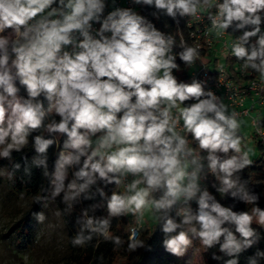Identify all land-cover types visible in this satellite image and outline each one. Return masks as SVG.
Segmentation results:
<instances>
[{"label": "clouds", "instance_id": "obj_1", "mask_svg": "<svg viewBox=\"0 0 264 264\" xmlns=\"http://www.w3.org/2000/svg\"><path fill=\"white\" fill-rule=\"evenodd\" d=\"M132 3L177 24L207 11V34L233 35L229 54L264 82V0ZM107 8L108 0H0V159L12 164L8 178L22 167L13 153L23 152L32 137L36 155L30 162L24 157V173L42 169L50 198L62 197L67 210L94 201L76 216L73 246L102 238L119 248L125 241L110 235L113 220L131 216L139 223L147 212L166 252L183 257L195 239L227 258L213 253L214 260L239 264L260 242L254 223L264 228L260 195L241 178L253 163L241 132L245 121L205 82L174 75L177 58L189 68L196 63L198 47L177 45L132 7L105 14ZM57 137H66L62 145ZM54 145L59 150L49 171ZM208 175L222 198L253 207L224 206L204 186ZM109 185L123 191L109 195ZM105 208L106 215H96ZM34 215L45 220L42 212ZM126 243L130 251L145 247L135 230ZM260 257L264 251L248 264Z\"/></svg>", "mask_w": 264, "mask_h": 264}, {"label": "trees", "instance_id": "obj_2", "mask_svg": "<svg viewBox=\"0 0 264 264\" xmlns=\"http://www.w3.org/2000/svg\"><path fill=\"white\" fill-rule=\"evenodd\" d=\"M138 11L140 15L145 16L151 21L154 26L165 34L172 35L177 45L184 39L189 45L191 41L189 39L190 28L187 25V18L181 19L179 24L173 21L166 15L158 14L153 16L152 13L155 11L153 7L138 5ZM213 13L215 9L211 10ZM208 17V12H203ZM191 18H188V20ZM230 31V30H229ZM240 33H235L239 35ZM180 49L175 48L174 51L178 52ZM201 55L206 60V64L211 70L219 66V59L214 55L213 51L203 50ZM179 70L174 71V75L177 76L178 80L183 82H190L191 67H187L182 61L177 58ZM240 61H237L234 57H226L224 59V65L226 66L231 79L237 85H243L251 80H260L259 75L254 73L251 69L247 70V74L242 76L239 69L242 67ZM214 75V72H212ZM19 87V85H17ZM20 95L26 96V92L21 87ZM189 101L186 103H192ZM58 120L59 118L56 117ZM39 133H33V136ZM40 134H43L41 132ZM45 138H55V134L45 133ZM66 137H57V140H61ZM30 144L21 153H13V161L20 162L22 167L20 171L15 172L13 179H10L11 190L14 194H27L32 197L33 203L27 214L19 222L18 240L28 238L31 231V225L37 219L34 214L41 213L43 208L48 205H54L55 208L60 212V217L65 225L67 232V251L64 256L63 264H193L195 256L200 254L203 258L204 264H223V260L217 261L212 258V254L216 253L221 259H227L222 257L219 253L218 247L213 249H205L198 240H193L192 246L188 249L183 257H176L165 251L162 245L164 239L163 233L159 230L156 222L150 225L149 222H144L143 227L140 230L138 239L145 242V247L139 248L135 251H130L127 247V239L129 236V223L125 217L113 220L110 235L120 236L125 244L119 248H116L111 242H106L102 238H94L90 243L85 246H73L72 239L78 231V226L75 224L76 216L79 215L82 208L87 207L94 201H84L77 205L74 210H67V206L63 203L62 197H57L55 200L50 198V188L48 179L43 176L42 169L33 168L31 176L24 173L23 162L24 157H27L29 162L31 158L36 155L34 149L31 147L32 137L29 138ZM190 146L195 147L198 151V145H196L191 138H189ZM257 146L262 151L261 146ZM58 148L54 145L49 149V171L53 170L54 161L57 157ZM253 161L252 165L246 168L241 173L242 180L246 181L249 188L260 195L259 207L264 209V155L254 158L250 156ZM0 170L5 171L8 175L9 172L13 171L12 164L5 159H0ZM70 170V178H71ZM211 180L208 182L209 191L216 196L217 200L220 201L224 206L233 207L234 211H247L250 210L253 205H245L242 202L233 200L230 197H221L219 193L212 187L213 183H216L215 178L208 175ZM116 190L114 185H109L105 191L110 195L112 191ZM46 197V198H44ZM43 198V199H41ZM39 200V202H37ZM195 210L197 205L192 204ZM96 215H106V208L98 210ZM257 229L260 236V242L242 253L239 257V264H248L249 257L253 256L256 251H264V228L259 225H253ZM257 264H264V257L257 259Z\"/></svg>", "mask_w": 264, "mask_h": 264}, {"label": "rangeland", "instance_id": "obj_3", "mask_svg": "<svg viewBox=\"0 0 264 264\" xmlns=\"http://www.w3.org/2000/svg\"><path fill=\"white\" fill-rule=\"evenodd\" d=\"M219 65L224 63V57L217 47ZM206 63V60H202ZM253 102L247 100L246 107L251 108ZM258 110L251 111L252 117H257ZM246 126L241 129L246 137L247 147L251 148L250 156L257 158L262 155L257 141L253 137L250 118H243ZM33 199L27 194L16 195L11 190L10 179L5 171L0 170V264H63L67 251V232L58 210L54 205L45 206L42 213L45 220L36 219L31 225L28 238L18 240L19 222L31 208ZM145 220L150 225L155 223L149 213ZM193 264H204L203 258L197 254Z\"/></svg>", "mask_w": 264, "mask_h": 264}, {"label": "built area", "instance_id": "obj_4", "mask_svg": "<svg viewBox=\"0 0 264 264\" xmlns=\"http://www.w3.org/2000/svg\"><path fill=\"white\" fill-rule=\"evenodd\" d=\"M113 7L128 8L132 7L135 11H138V5H134L132 0H116L115 5L111 0H108V11H112ZM216 11V10H215ZM210 20L202 13L199 18H191L188 20L187 25L190 28L189 39L191 41L190 46H196L200 49V58L194 65L191 66L190 82L193 79L205 82L206 89L212 90L217 96L223 98L225 104L229 106V110H235L240 113V119L250 118L251 127L253 128V137L256 139L257 144L261 146L262 153L264 155V82L261 80H251L243 85H237L230 77L228 70L224 64L217 66L211 70L208 64L204 63V57L201 55L203 50L213 51L217 57L218 50L224 58L232 57L230 53V43L234 39L233 35L225 34L222 38H216L207 34V29L210 27ZM94 28H99L98 24H94ZM264 28V24H262ZM185 41L184 39H182ZM188 44V43H187ZM189 45V44H188ZM242 76L247 74V70L242 67L239 69ZM214 72V75H212ZM251 100L253 105L251 108L246 107L247 100ZM258 110L257 117L251 116V111ZM211 178L208 176L203 182L204 186L208 187V182ZM123 191V188L116 189ZM195 203V202H193ZM129 223V235L135 230L137 239L140 234V230L144 225L145 217L139 223H136L131 216L125 217Z\"/></svg>", "mask_w": 264, "mask_h": 264}, {"label": "crops", "instance_id": "obj_5", "mask_svg": "<svg viewBox=\"0 0 264 264\" xmlns=\"http://www.w3.org/2000/svg\"><path fill=\"white\" fill-rule=\"evenodd\" d=\"M145 222H149V221L145 220Z\"/></svg>", "mask_w": 264, "mask_h": 264}]
</instances>
